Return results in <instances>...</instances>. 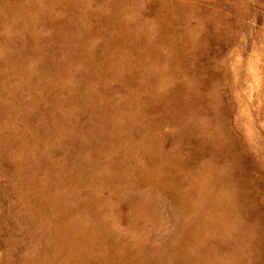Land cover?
I'll use <instances>...</instances> for the list:
<instances>
[{
	"label": "rangeland",
	"instance_id": "rangeland-1",
	"mask_svg": "<svg viewBox=\"0 0 264 264\" xmlns=\"http://www.w3.org/2000/svg\"><path fill=\"white\" fill-rule=\"evenodd\" d=\"M0 264H264V0H0Z\"/></svg>",
	"mask_w": 264,
	"mask_h": 264
}]
</instances>
